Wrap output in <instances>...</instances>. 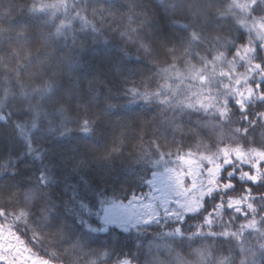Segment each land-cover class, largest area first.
I'll return each mask as SVG.
<instances>
[{"label": "trees", "instance_id": "trees-1", "mask_svg": "<svg viewBox=\"0 0 264 264\" xmlns=\"http://www.w3.org/2000/svg\"><path fill=\"white\" fill-rule=\"evenodd\" d=\"M171 168L215 187L107 225ZM0 241V264H264V0H0Z\"/></svg>", "mask_w": 264, "mask_h": 264}, {"label": "rangeland", "instance_id": "rangeland-1", "mask_svg": "<svg viewBox=\"0 0 264 264\" xmlns=\"http://www.w3.org/2000/svg\"><path fill=\"white\" fill-rule=\"evenodd\" d=\"M238 5V4H237ZM236 6V5H234ZM260 155V154H258ZM182 163H191L188 158L181 160ZM171 168L168 172L162 173L151 186V192L144 196H139L128 203H113L109 205L105 212L106 223L122 225L129 228V225L135 222L154 223L161 221L163 217L172 214L174 218L180 219L184 216V212L191 211L199 206L202 196L215 187V177L200 176L194 179V185L182 187L180 172H176ZM210 172L216 173L217 167H210ZM159 194H162L160 197ZM177 204V205H176ZM14 236L9 235L10 239ZM9 242L0 241L3 251L8 252L10 249ZM24 250V249H23ZM22 256L34 264H52L48 259L38 256L28 255L27 251H23ZM25 258H20V264L25 263ZM7 259V258H5ZM17 259V258H16ZM122 264H133L124 260Z\"/></svg>", "mask_w": 264, "mask_h": 264}, {"label": "snow or ice", "instance_id": "snow-or-ice-1", "mask_svg": "<svg viewBox=\"0 0 264 264\" xmlns=\"http://www.w3.org/2000/svg\"><path fill=\"white\" fill-rule=\"evenodd\" d=\"M45 264H46V262H45Z\"/></svg>", "mask_w": 264, "mask_h": 264}]
</instances>
